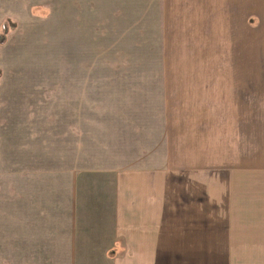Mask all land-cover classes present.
I'll return each mask as SVG.
<instances>
[{
    "label": "rangeland",
    "instance_id": "1",
    "mask_svg": "<svg viewBox=\"0 0 264 264\" xmlns=\"http://www.w3.org/2000/svg\"><path fill=\"white\" fill-rule=\"evenodd\" d=\"M229 4L0 0V29L14 26L0 45V264L191 260L128 247L127 176L201 178L240 159L232 141L264 100V37ZM243 153L254 163L253 145ZM208 243L198 264H264L254 243Z\"/></svg>",
    "mask_w": 264,
    "mask_h": 264
},
{
    "label": "crops",
    "instance_id": "2",
    "mask_svg": "<svg viewBox=\"0 0 264 264\" xmlns=\"http://www.w3.org/2000/svg\"><path fill=\"white\" fill-rule=\"evenodd\" d=\"M219 1L225 5L230 3L227 8L250 10L245 14L254 18L256 40L259 41L260 33L264 37V0ZM253 122L249 128L253 130L251 134L248 130L240 131L248 129L247 123L239 125L238 134L232 141V144L239 145L235 151L240 159L228 162L217 171H207L201 178L187 170L182 173L167 168L140 171L137 176L129 173L126 204L128 247L138 252L148 249L160 257L167 256L168 251L176 256L184 253L182 256L191 259L170 261L169 264H198L201 242L205 243L202 248L212 245L208 242H222L225 248H241L240 242L254 243V248L264 247V100H255ZM252 145L254 163H248L240 154H247L248 146ZM248 171H253L255 185L250 212L247 204L241 203L247 197V176L252 173ZM247 215L255 218L251 228L233 224V217ZM215 218L221 223L215 224ZM248 231L254 235L243 239L241 234Z\"/></svg>",
    "mask_w": 264,
    "mask_h": 264
},
{
    "label": "trees",
    "instance_id": "3",
    "mask_svg": "<svg viewBox=\"0 0 264 264\" xmlns=\"http://www.w3.org/2000/svg\"><path fill=\"white\" fill-rule=\"evenodd\" d=\"M13 24H10V21H5L0 29V45H3L6 41V35L8 31L13 28Z\"/></svg>",
    "mask_w": 264,
    "mask_h": 264
}]
</instances>
